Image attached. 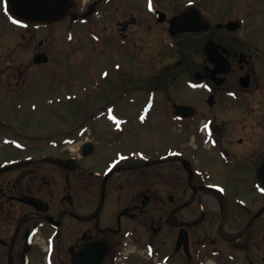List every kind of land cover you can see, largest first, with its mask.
<instances>
[{"label": "flooded vegetation", "instance_id": "af4514ba", "mask_svg": "<svg viewBox=\"0 0 264 264\" xmlns=\"http://www.w3.org/2000/svg\"><path fill=\"white\" fill-rule=\"evenodd\" d=\"M90 2H96L94 12L83 18ZM81 10L72 12L87 25L82 34L91 35V53L100 55L105 46L112 50L105 64L112 66L123 91L95 102L81 88L73 98L78 99L81 120L70 131L54 135L30 123L36 109H46L49 96L43 109L34 101L6 108L0 117L5 146L0 167L22 164L0 172V264H264V125L243 127L249 134L245 138H228L225 120L216 122L223 109L214 107L223 96L242 108L260 88L264 0H88ZM184 10L187 21L175 22L171 31L170 20ZM0 13L15 25L11 36L0 32V44L16 43L29 52L37 26L15 22L5 0H0ZM103 17L111 24L103 25L105 34L91 27ZM179 37L186 44L181 46ZM42 44L27 53L29 60L0 59V93L12 91L9 98L29 99L27 94L44 83L53 66L49 59L35 58L47 55ZM159 44L172 48L168 53L177 60L175 79L180 66L189 62L198 67L189 73L191 88L204 91L202 103L212 117L206 130L214 137L202 138L193 148H175L174 139L162 150L140 136L138 147L124 144V149L104 153L97 129L109 127L116 140L128 133L132 104L143 111L145 100L154 103L156 89L146 95L139 86L135 96L127 87L132 69L139 81L146 75L145 57L157 55ZM185 51L190 61L182 59ZM195 51L202 57L196 59ZM164 60H157L155 67ZM98 66H91L96 74ZM19 114L26 122L13 125L10 121ZM176 115L191 120L200 113L195 107L189 117ZM103 118L107 126L97 122ZM146 119L142 115L138 123ZM76 144L73 152L70 146ZM131 243L146 256L130 254ZM255 254L259 262L253 261Z\"/></svg>", "mask_w": 264, "mask_h": 264}, {"label": "rangeland", "instance_id": "374dc122", "mask_svg": "<svg viewBox=\"0 0 264 264\" xmlns=\"http://www.w3.org/2000/svg\"><path fill=\"white\" fill-rule=\"evenodd\" d=\"M77 1H81V3L79 7L72 10L74 12L82 11L81 6L87 0ZM130 14L131 13H127V18H130ZM104 17L94 21L95 25H91V27L94 26L95 29L99 30L100 33H104L102 32V27L104 24L107 25L106 20H103ZM107 26L111 27V24ZM86 27L87 25L81 23V21H73L70 19H65L53 24L38 25L37 29L34 31L36 33L35 37L33 36V40H31L32 49H35V47L37 48L39 41H43L41 49L47 53L49 63L53 66L52 70L48 72V76L45 78L44 83H38V86L27 94V96L30 97L29 99L24 97L12 99L11 97L9 98L11 95L14 97L12 91L8 93L1 92L0 107L3 106V108L0 109V117L5 115L6 108H11L16 102L21 101L24 104L29 101H34L40 109H43L44 98L46 100L49 96L50 99L48 103L45 102L46 109H36L30 117V123H33L36 127L41 126L43 129L46 128L54 135L64 131H70L69 129L81 120L83 113L78 112V99L73 100L77 92H80L81 88L85 92L86 98L94 100L95 102L104 96L110 95L114 91L122 93L123 83L116 77L112 66L105 64L108 60L107 55H113L112 50L105 46L104 53L101 49L99 52L100 55L96 54L94 56L91 53L93 49L91 35L87 34L86 36L82 34L85 32ZM12 28H14V26L9 23V17L0 13V32L7 31L11 36L14 33ZM26 32V30L23 31V33L28 34ZM106 32H108V30ZM130 33H132L131 36L135 37L133 28L130 29ZM148 39L150 40V37ZM179 42L180 45L183 46L182 43L186 44V38L179 37L178 43ZM14 44L16 46H14L13 43L0 44V59L12 60L15 58L29 60L27 53L32 49L26 52L18 47L16 43ZM168 45L169 44L166 46L161 44L157 45L156 50L158 54L145 57L147 73L141 81H139L137 71L135 69L131 70V79L127 90H130L135 93V96H138L140 90L139 86H142L141 90H143V93L146 95H154V91L152 90L156 89L157 92L155 94L154 103H150L148 102L149 100L146 101L144 99L145 104L143 105V111L138 110L140 107L139 104H132L130 111H127L131 116V125L126 130L128 133L126 134L124 130L123 132H125V135L116 140L112 139L115 133L112 132L109 127L97 129L98 137H96V139L100 141L99 146L104 153H112L110 151L116 148L124 149L126 145L138 147L140 142L136 140L140 138V136L145 138L147 141L146 144L161 145L159 149L162 150L167 146L173 145L174 141L175 148H193L192 145H196L202 138L208 139L214 137L208 134L206 130V125L209 124V119L212 117L210 114L211 110L206 109L202 103L204 91L195 90L189 86V81L192 78L189 73L195 66L193 63L188 64L189 62L180 66L183 64V62H181L179 64V76L175 79L177 60L175 61V57H172V54L168 53V51L172 49L171 46ZM196 48H198V45H196ZM195 53L197 56L196 59L202 57L201 53L196 51ZM161 58H163V60L165 59L163 65L155 67V62ZM179 59L181 58L179 57ZM182 59L190 61V52L185 51V56L182 57ZM132 61L137 62V57L133 55ZM95 63H99L98 74H96L91 67ZM259 68V73L262 74V77H260V88L253 94L251 99L247 97L244 107L237 108L238 101L227 100L223 96L214 106L215 109H223L222 114L220 116L217 115L218 120H216V122L221 124L219 120H222V118L225 120L223 125L228 138H245L249 134L243 127L250 126L258 129L256 125H264V64H260ZM149 74H151V76L147 77ZM3 76L5 80L8 79L5 77V74ZM120 85H122L121 90L117 88ZM179 103L194 105L200 113L199 118L198 115L191 120L174 118V107ZM249 105H251V107ZM147 107L149 108L148 112L143 114ZM253 107H258V110H253ZM203 113L206 114L203 115ZM142 115L147 116V119L143 124H140L138 123V118ZM25 118V115L19 114L10 122H13V125L22 124L26 122ZM97 122H100V126H107L108 124L105 118ZM183 124L185 127L181 126ZM260 128L264 130V127ZM249 131L250 133L252 132V130ZM155 135L157 137H155ZM1 144L2 142L0 141V157L1 155L3 157L5 146L3 147ZM70 147L73 152L77 151L78 144ZM144 149H146V147ZM105 158H107V156H105ZM105 160L106 159L103 158V162ZM169 190L170 189H165L164 191L168 193L170 192ZM128 251L132 255L146 256L145 250H142L134 243H131L128 247ZM252 257L254 262H259V255L255 254L252 255ZM154 262L155 260L153 263Z\"/></svg>", "mask_w": 264, "mask_h": 264}, {"label": "water", "instance_id": "95a60500", "mask_svg": "<svg viewBox=\"0 0 264 264\" xmlns=\"http://www.w3.org/2000/svg\"><path fill=\"white\" fill-rule=\"evenodd\" d=\"M9 9L19 20L26 23L54 22L63 19L72 0H7ZM182 113L189 115L192 113L190 107H180ZM11 167H6L8 169ZM0 170V171H2ZM260 177L264 181V164L260 168Z\"/></svg>", "mask_w": 264, "mask_h": 264}, {"label": "snow or ice", "instance_id": "6c2138e0", "mask_svg": "<svg viewBox=\"0 0 264 264\" xmlns=\"http://www.w3.org/2000/svg\"><path fill=\"white\" fill-rule=\"evenodd\" d=\"M149 6L151 7V3L149 4Z\"/></svg>", "mask_w": 264, "mask_h": 264}]
</instances>
